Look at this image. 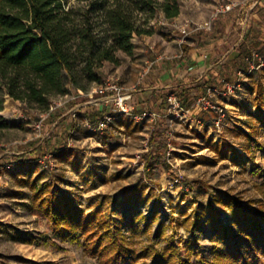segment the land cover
I'll list each match as a JSON object with an SVG mask.
<instances>
[{"label": "rangeland", "instance_id": "rangeland-1", "mask_svg": "<svg viewBox=\"0 0 264 264\" xmlns=\"http://www.w3.org/2000/svg\"><path fill=\"white\" fill-rule=\"evenodd\" d=\"M176 3V17L156 9L145 26L150 34L133 35L131 53L117 51V64L103 63L101 78L131 95L127 114L108 106L113 117L103 130L94 129L101 118L78 115L102 105L93 83L53 98L44 113L11 99L0 85V264H102L78 233L64 239L54 232L39 209L50 193L67 196L84 214H101L134 264H158L171 245L175 257L191 264H210L215 251L251 254L232 237L212 236L208 210L235 231L220 196L264 210V27L258 48L242 42L264 0ZM186 24L190 31L183 36ZM198 42L206 44L199 49L204 65L189 72L190 85L206 68L222 66L241 42L258 66L249 61L248 72L234 82L216 81L207 110L195 103L182 110L167 101L171 88L164 87L171 82L148 72L157 57L186 59L182 47L195 49Z\"/></svg>", "mask_w": 264, "mask_h": 264}, {"label": "trees", "instance_id": "trees-1", "mask_svg": "<svg viewBox=\"0 0 264 264\" xmlns=\"http://www.w3.org/2000/svg\"><path fill=\"white\" fill-rule=\"evenodd\" d=\"M78 1H85L86 5L73 7L68 5L70 0H0V85L11 99L24 103L29 109L48 112L53 98L71 90L86 91L92 83L100 84L103 63L117 64V51L131 53L133 35L150 34L151 30L145 26L154 18L156 9L167 19L178 15L176 0ZM256 13L258 19H254L255 24L250 26L242 42L249 39L255 42L252 46L258 48L257 34L264 27V10L258 9ZM242 42L222 66L212 69L208 79L194 85L179 79L170 89L182 110L190 109L195 100L206 96L207 89H216L213 85L219 79L224 86L234 82L238 74L245 75L249 61L258 66L252 48L248 49ZM182 48L183 52L189 50ZM168 63L163 60L161 66L167 67ZM153 69L148 73H153ZM108 108L102 104L80 110L78 115L93 122L111 114ZM218 201L228 209L237 230L216 223L217 212L210 209L212 236L232 237L250 249L251 254L245 256L234 249L215 251L210 264H264V210L242 205L237 198L228 195L220 196ZM39 209L62 238L78 233L85 251L102 264L136 262L135 257H128L129 250L101 214H84L67 196L55 193L41 199ZM170 249L167 255L159 257L158 264H191L174 256L173 245Z\"/></svg>", "mask_w": 264, "mask_h": 264}, {"label": "built area", "instance_id": "built-area-1", "mask_svg": "<svg viewBox=\"0 0 264 264\" xmlns=\"http://www.w3.org/2000/svg\"><path fill=\"white\" fill-rule=\"evenodd\" d=\"M226 10H229V7H227ZM222 11L225 12V10ZM197 30L198 28L192 29V31H197ZM189 31L190 30L187 24L181 27L180 29V32L183 34V36L189 34ZM236 85H232V88H234V86ZM228 86L229 85H227V87ZM214 91H216V89H207L206 96L199 98L195 102V105L201 104L202 109L207 110L209 107V100L207 98ZM93 93L100 97V101L103 105L113 106L115 109H117L119 113L127 114L129 112L127 101L130 99L131 95L127 93L126 90L122 86H120L117 81L110 78L104 79L100 84L95 86ZM167 101L173 107L180 108L179 103L173 94H170L167 97ZM112 117L113 115L111 114L103 115L101 119L98 120L94 129L103 130L106 127V125L111 121ZM87 126L90 129L93 128L90 124H87Z\"/></svg>", "mask_w": 264, "mask_h": 264}, {"label": "crops", "instance_id": "crops-1", "mask_svg": "<svg viewBox=\"0 0 264 264\" xmlns=\"http://www.w3.org/2000/svg\"><path fill=\"white\" fill-rule=\"evenodd\" d=\"M206 44H202L200 42L197 43V47L195 49H193L190 45H185L184 47H187L189 50L187 52H184V56L186 59H183L182 61H169L168 66H161L163 59H161V57H157L155 61H157V65L154 67V71L153 73L150 74L151 77L154 76V78H156L157 80H162L163 82H168L170 81L171 84L165 86L164 88H172L179 79H183V81H185V78H187V75H189V72H191V74L193 72H197V69L202 67L204 65V62H202L201 58H202V54L199 53V49L202 47H205ZM190 46V47H189ZM183 50V48H182ZM190 52V54H189ZM165 60V59H164ZM187 60V61H186ZM161 66V67H160ZM178 69L177 71L182 73V77L181 74L180 75H176L175 72L173 71V68ZM212 67H208L206 68V73L205 75H200L197 80H201V79H208L209 78V74L212 72ZM216 74L214 73L212 75V77H214ZM151 83L155 82V81H150ZM186 82V81H185ZM150 83V84H151Z\"/></svg>", "mask_w": 264, "mask_h": 264}]
</instances>
